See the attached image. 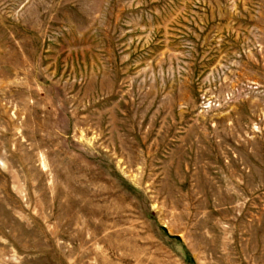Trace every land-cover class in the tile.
<instances>
[{
	"label": "rangeland",
	"instance_id": "obj_1",
	"mask_svg": "<svg viewBox=\"0 0 264 264\" xmlns=\"http://www.w3.org/2000/svg\"><path fill=\"white\" fill-rule=\"evenodd\" d=\"M0 264H264V0H0Z\"/></svg>",
	"mask_w": 264,
	"mask_h": 264
}]
</instances>
